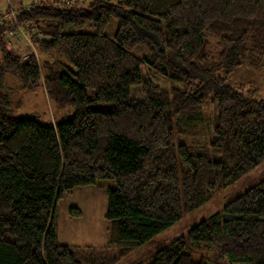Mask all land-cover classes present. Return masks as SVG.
Returning a JSON list of instances; mask_svg holds the SVG:
<instances>
[{"label":"trees","instance_id":"obj_1","mask_svg":"<svg viewBox=\"0 0 264 264\" xmlns=\"http://www.w3.org/2000/svg\"><path fill=\"white\" fill-rule=\"evenodd\" d=\"M16 12L0 23V264H119L264 164V99L230 85L239 68L264 64V0H93ZM18 27L43 58L7 47ZM7 74L24 89L43 87L73 117L52 126L12 117ZM207 107V138L184 142ZM106 180L115 185L108 246L61 244L58 201ZM214 250L232 264H264V179L139 264H206L193 252Z\"/></svg>","mask_w":264,"mask_h":264},{"label":"rangeland","instance_id":"obj_2","mask_svg":"<svg viewBox=\"0 0 264 264\" xmlns=\"http://www.w3.org/2000/svg\"><path fill=\"white\" fill-rule=\"evenodd\" d=\"M81 4L93 0H0V23L7 14L11 11H20L28 8L33 4L45 3L50 4L54 2H78ZM116 24L113 21L107 29V35L112 36L115 33ZM25 36L32 40V46L25 41ZM9 40H13L10 33L7 34ZM18 38L20 43H15L14 51L22 56L25 60L32 52L36 53L40 58H43L38 52L34 40L31 35L24 30L19 33ZM2 55L0 52V61ZM160 84L167 86L168 83L162 77L157 80ZM4 91L10 97L9 114L16 118L35 117L38 121L47 126L55 125L66 120H70L74 115L72 108L59 109L50 101L47 93L43 87L36 89H24L21 81L14 75L7 74L4 79ZM230 85L245 99L255 101H262L264 99V64L258 69L251 67L239 68L230 81ZM205 122L200 127L201 131L197 136H186L182 140L184 142L205 141L207 138V126L212 117L214 110L207 107L204 110ZM204 117V116H203ZM196 135V134H194ZM264 179V164H262L256 171L243 178L236 185L219 192L215 198L207 203L202 208L195 212L185 215L173 227L161 233L152 241L148 242L142 248L136 250L119 264H139L143 260L152 256L160 249L166 248L170 242L180 236H186L188 232L199 223L208 220L214 214L219 212L229 201L242 195L249 188L257 185ZM99 187H92L91 189L77 188L74 189L65 197L58 201L56 207V215L58 221V236L59 241L63 245L68 246H93L105 247L108 246L107 228L108 223L105 221V213L107 210V190L114 188L113 181H101ZM72 208H77L82 211V218H73L69 212ZM118 247L113 246L112 251L117 252ZM195 260L204 259L206 264H232L228 259H222L218 250L193 252Z\"/></svg>","mask_w":264,"mask_h":264},{"label":"built area","instance_id":"obj_3","mask_svg":"<svg viewBox=\"0 0 264 264\" xmlns=\"http://www.w3.org/2000/svg\"><path fill=\"white\" fill-rule=\"evenodd\" d=\"M17 13H18V12H16V11H11L9 14H7V15L5 16V18L2 20V22H3L4 20H6L7 18H15V17L17 16ZM20 32H22V29L19 28V27H18V28H15V29L11 32V34L16 38L17 43H20V42H21V40L18 38ZM16 40H15V41H13V40H9L8 43H7V47H8V48H13L14 45H15V43H16ZM25 41H26L30 46H32V40H31L30 38H28V37L25 36Z\"/></svg>","mask_w":264,"mask_h":264},{"label":"crops","instance_id":"obj_4","mask_svg":"<svg viewBox=\"0 0 264 264\" xmlns=\"http://www.w3.org/2000/svg\"><path fill=\"white\" fill-rule=\"evenodd\" d=\"M10 36L12 37V35L10 34ZM13 40L15 41V37L13 38ZM92 187H88L86 189H91ZM83 217V216H82ZM107 239H108V235H107ZM93 247V246H92Z\"/></svg>","mask_w":264,"mask_h":264}]
</instances>
